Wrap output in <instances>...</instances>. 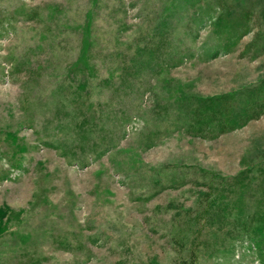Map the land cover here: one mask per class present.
I'll return each mask as SVG.
<instances>
[{
    "label": "rangeland",
    "instance_id": "obj_1",
    "mask_svg": "<svg viewBox=\"0 0 264 264\" xmlns=\"http://www.w3.org/2000/svg\"><path fill=\"white\" fill-rule=\"evenodd\" d=\"M219 1L0 0V264H179V238L198 243L190 264H264L252 232L205 257L212 240L193 233L216 183L264 159V110L199 124L197 98L264 75V19ZM90 9L95 72L79 60ZM160 23L189 48L161 68L165 46L135 55ZM121 54L148 59L137 80L121 78Z\"/></svg>",
    "mask_w": 264,
    "mask_h": 264
},
{
    "label": "trees",
    "instance_id": "obj_2",
    "mask_svg": "<svg viewBox=\"0 0 264 264\" xmlns=\"http://www.w3.org/2000/svg\"><path fill=\"white\" fill-rule=\"evenodd\" d=\"M248 1H250V4H247V6L245 4L242 5L239 0H230L229 2H226V0H220L219 2L214 3H216V8L218 10L225 12H231L233 10L239 9L238 7H240L245 10V18L254 19V14H257L259 16V20L257 21V23H259V21L261 22L264 19V0ZM257 2L263 4V9L261 8L259 12L254 5V3ZM198 5L199 2L197 4L195 3L194 7H198ZM209 5L211 6H207L208 10L213 8V4L210 3ZM166 8H164L165 11ZM91 11L92 9L87 11V13L84 15L82 24L77 26V28L81 32V43L83 46L81 47L79 60H81L80 64L85 65V68L95 72L94 64H91L89 62L91 60V47L95 41V37L91 32L93 18V11ZM208 15L209 14H207V16ZM210 18L212 19V15L208 16L207 19ZM214 23L216 24V22ZM231 25L233 27H235V25L236 27H239L237 23H231ZM152 30L153 31H150L147 36H145V38L147 40H150L156 33L159 32L161 37L162 35H164V38L166 40L165 45L164 42H162V44L158 46V49L154 48L150 52L146 50L145 39L144 43L137 47V53L135 52V55L139 54L141 56V52H143L148 55L151 53V55L153 56H159L162 52V47L165 46L167 60H165V58L156 60V56L154 59V62L156 63L153 64H155L159 68L163 67V65H166L168 60L171 63H174L173 65H175L179 61H176V59H179V56L188 55L189 48H186V46L183 47V45H181V42H175V36L177 34L171 27H162V24L160 23L156 28H154L153 26ZM190 30L191 29L189 28L188 30H184L183 35L187 37ZM258 33H260V31ZM222 45L223 49L229 48L227 45V40L223 42ZM136 58L137 57L132 56H129L127 58V54H121V58L119 60V70L121 78H123L124 80H137V75L140 73V70L143 69V67H145L146 65H149L148 59H146L144 60L145 62L142 67L140 66L136 68V64L134 62ZM80 70L81 68H78L77 71ZM197 99L198 101L197 103H195L196 111L200 110L202 113L199 124L205 126L204 123L207 121L206 118H208L212 114V121L221 122L227 119L228 121L226 120V124L222 126L224 127V129H227L231 127V125H238L241 120L243 122L249 119V117L256 116L264 110V75L260 78V81L257 82V86L255 87L253 85H244L237 89H234L229 93H221L214 96ZM238 100L240 102H237ZM187 102L191 104V99H188ZM210 111H212V113L208 114V112ZM262 157H264V152L262 154ZM213 190V195H211L210 197H206H209L207 203L200 206L201 208H198L195 211V217L198 216L199 222H197V224L194 226L193 229L195 230H193V233L196 234L195 236L204 235V238L206 237L207 240H212L208 243L207 241L205 242V240L200 242V245H202V247L206 250L205 254H203V257L211 256L213 254L212 250L210 251L208 248L209 246L213 247V242L223 243L225 241H228L229 243L237 236H244L252 232L254 234L255 242V239H257L258 236L263 239L262 242L257 243H259L258 247L260 248L258 249L261 253V259L264 261V159L262 160L261 158L260 161L245 167L232 178H223L221 181L216 183L215 189ZM212 211H215V213H213L218 217H212L210 215ZM202 216L205 218H203L201 221ZM212 229L218 231V233L220 234L219 238H214V232L212 231ZM207 232L213 236V239H209L208 235L204 234ZM177 242L179 247L181 246V250L183 252L186 251L185 254L182 255V257L179 259V264L192 263L194 254L192 255L191 253L194 248L198 247V243L195 241L192 242L193 246L191 248L188 246L186 247V242H184L183 238H179ZM216 245L220 246L221 244L216 243Z\"/></svg>",
    "mask_w": 264,
    "mask_h": 264
}]
</instances>
